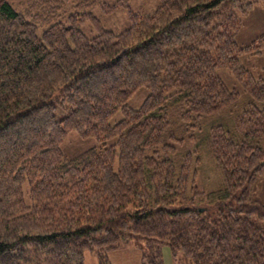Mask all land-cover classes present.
Here are the masks:
<instances>
[{"label":"trees","instance_id":"obj_1","mask_svg":"<svg viewBox=\"0 0 264 264\" xmlns=\"http://www.w3.org/2000/svg\"><path fill=\"white\" fill-rule=\"evenodd\" d=\"M260 1L158 0L142 13L129 0H0V264H85L86 252L111 264L130 244L141 264H165V245L177 264H264L253 198L264 76L241 62L264 53V33L236 39ZM120 10L118 33L95 13ZM142 87L141 106H128ZM223 113L232 123L210 122ZM71 132L104 144L71 158ZM202 146L216 190L197 184Z\"/></svg>","mask_w":264,"mask_h":264},{"label":"rangeland","instance_id":"obj_2","mask_svg":"<svg viewBox=\"0 0 264 264\" xmlns=\"http://www.w3.org/2000/svg\"><path fill=\"white\" fill-rule=\"evenodd\" d=\"M131 7L136 12L151 13L158 5V0H129ZM101 19L106 29L121 32L129 26V20L124 10H120L115 15L103 16V14L95 12ZM88 36H94L96 32H92L88 27H83ZM264 33V2L256 3L248 15L243 17V23L237 32L236 39L241 45H246L254 41L257 37ZM242 64L250 69L255 77L264 76V53L260 55H243L241 57ZM219 76L230 87L241 91V85L230 70L222 68L218 71ZM149 94L146 87L140 88L129 99L127 105L132 108H139ZM64 113L57 112L60 118ZM123 118V114L118 112L111 120V124ZM232 117L228 114H220L214 116L210 122L213 124L232 123ZM114 141L106 142V145L113 144ZM104 142L95 138L83 139L78 133L71 132L62 144L63 152L69 157H75L78 154L92 147H101ZM203 164L199 169L197 176V184L201 190H216L221 186V177L216 170L214 162L206 152V147H201ZM26 189V186H25ZM253 198L259 203H264V177H257L253 185ZM165 264H177L173 258L172 250L168 245L162 249ZM111 264H141L142 250L133 244L108 252ZM85 264H98L96 254L86 252Z\"/></svg>","mask_w":264,"mask_h":264}]
</instances>
